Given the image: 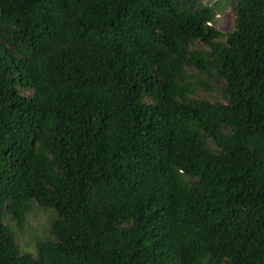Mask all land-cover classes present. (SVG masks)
Returning <instances> with one entry per match:
<instances>
[{"label": "trees", "instance_id": "trees-1", "mask_svg": "<svg viewBox=\"0 0 264 264\" xmlns=\"http://www.w3.org/2000/svg\"><path fill=\"white\" fill-rule=\"evenodd\" d=\"M0 264H264V0H0Z\"/></svg>", "mask_w": 264, "mask_h": 264}, {"label": "rangeland", "instance_id": "rangeland-1", "mask_svg": "<svg viewBox=\"0 0 264 264\" xmlns=\"http://www.w3.org/2000/svg\"><path fill=\"white\" fill-rule=\"evenodd\" d=\"M214 1V0H212ZM217 17V21L215 22V27L221 31V32H226L229 26V21H230V11L229 9H224L221 13H219ZM45 221V215L42 213L41 215H38L37 217H30L29 219V224L33 226L35 229L39 230L40 224L44 223ZM29 237L27 236L26 233L23 234L22 238H20L19 244H26L28 242L27 240Z\"/></svg>", "mask_w": 264, "mask_h": 264}, {"label": "clouds", "instance_id": "clouds-1", "mask_svg": "<svg viewBox=\"0 0 264 264\" xmlns=\"http://www.w3.org/2000/svg\"><path fill=\"white\" fill-rule=\"evenodd\" d=\"M209 24V23H208Z\"/></svg>", "mask_w": 264, "mask_h": 264}]
</instances>
